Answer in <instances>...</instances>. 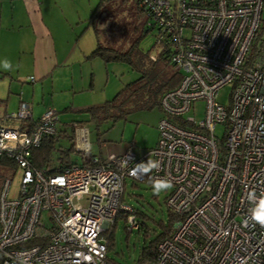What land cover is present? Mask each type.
<instances>
[{"label":"built area","instance_id":"1","mask_svg":"<svg viewBox=\"0 0 264 264\" xmlns=\"http://www.w3.org/2000/svg\"><path fill=\"white\" fill-rule=\"evenodd\" d=\"M139 3L181 72L160 97L163 114L148 152L161 162L151 175L174 185L165 203L177 218L144 264H264V227L251 221L248 199L264 193V39L250 53L264 0ZM226 84L228 103L221 104L215 98ZM198 100L205 111L196 122L184 115ZM31 117L24 100L0 117V155L20 173L15 196L8 195L12 178L0 184V264H113L107 231L119 212L131 211L123 202L125 180L148 179L130 174L141 159L127 149L93 157L90 165L35 167L31 149L57 131L59 119L50 107L34 122ZM217 123L224 125L222 137L214 132Z\"/></svg>","mask_w":264,"mask_h":264},{"label":"rangeland","instance_id":"2","mask_svg":"<svg viewBox=\"0 0 264 264\" xmlns=\"http://www.w3.org/2000/svg\"><path fill=\"white\" fill-rule=\"evenodd\" d=\"M40 2L44 24L53 33L56 45L60 49H64L71 43L73 44L75 38H78L76 36L82 30L83 32L85 30L81 35L82 39L87 37L91 39L93 37V29L91 26L86 25L84 19L91 15L96 6L100 5L102 9L106 10L105 21H96V26L100 29L99 33L101 36L104 34L110 36L112 43L119 44L125 49L131 40L136 37L132 26L128 27L127 23L135 21L139 31L144 30V33L138 39L139 49L154 56L160 51V46L156 43L157 29H147L151 21L148 20V25H145V13L137 9L134 0H125L123 2L121 0H107L104 5L100 4V0H40ZM118 3L123 4L118 5ZM18 36L16 30L14 32L6 31L4 33L5 43H0L2 49L10 52L13 49L15 50L12 44H14ZM18 55L20 54H17L16 57ZM61 72H63V68H58L53 78L54 82L60 79ZM138 76L139 73L125 62H122L121 68L116 73L119 86L122 82H130ZM31 77H20L9 81H5L3 77H0V93L1 90H6L7 86H9L6 103V108L9 111L6 112L17 109L20 96L33 108V116H39L41 102L46 103L45 101L48 102L52 98L55 105L49 104L46 107L49 106L57 112L59 119L57 130L69 132L71 129L70 123L73 120L87 118V114L80 111L81 108L86 104L88 106L104 101L103 98L96 96L97 93L91 96L90 92L85 93V91L83 93L77 92L76 94L69 92L63 96L62 92H60V87L53 91L49 82H44L43 80L31 81ZM99 77L97 78L99 80L98 86H101L105 78L104 73L102 72ZM230 90L231 86L229 84L222 86L217 92L216 101L221 104H227ZM37 96L39 98H35ZM59 96L64 98H59ZM42 98L43 101H41ZM61 99L66 102L65 105H60ZM193 106L194 110L188 111L184 116H191L196 122H199L204 118L205 103L203 100H198L194 102ZM3 110L0 104L1 115L4 112ZM162 114V110L157 105H154L150 109L134 110L125 119H118L115 122L110 120L102 122L98 126V130L101 132L99 141L96 140L97 132L91 122H83L80 127L76 128H86L88 148L85 149V154L94 155L96 158H105L111 154H121L125 150L130 149L135 153L136 157L141 159V162L149 158L150 153L148 152L156 143L158 136L157 123ZM214 132L218 137H221L224 133V125L217 123L214 126ZM57 143L64 148L69 146V141L65 136H59ZM145 153H147L146 158H144ZM70 158L77 163L81 161L80 155L74 152L70 153ZM19 183L20 173L17 170L9 184V196L16 195ZM168 193L169 191L156 196L152 194L149 181H132L130 178L125 180L123 202L138 212L136 214L137 220L143 221L148 229V235H143L142 228L137 231L133 229L134 227L131 229V227L127 226L125 229L124 219L119 217L112 235V248L107 250V256L116 264H138L137 261L142 247L162 232L161 224L167 225L169 223L170 211L165 203ZM128 214L127 217L129 216ZM125 220L128 224V218Z\"/></svg>","mask_w":264,"mask_h":264},{"label":"trees","instance_id":"3","mask_svg":"<svg viewBox=\"0 0 264 264\" xmlns=\"http://www.w3.org/2000/svg\"><path fill=\"white\" fill-rule=\"evenodd\" d=\"M107 0H100V4H106ZM122 2L125 0H121ZM137 9L144 12L140 6L139 0H134ZM103 3V4H102ZM123 3H118L122 5ZM145 13V12H144ZM134 18V16H133ZM106 10L102 9L100 5L96 6L91 15L86 20V25L92 27L95 37V48L86 56L92 58L99 56L103 60H116L125 62L131 65L133 70L139 73V76L125 84L110 98L105 100L101 104L91 105L81 109L80 111L87 114L86 119L73 120L70 123V131L57 130L54 134L45 135L40 144L37 147L31 149L30 159L35 167H39L48 171L60 170L65 166L74 164L70 158V153L74 152L80 155V163L90 165L94 155L85 154L86 152L77 150L74 144V129L77 125L81 126L83 122H91L94 124L96 130V140L99 141L100 131L98 126L105 121L115 122L118 119H125L126 116L134 110L150 109L154 105L159 108V100L164 92L176 86L180 80L181 72L175 68L174 64L170 60L171 49L166 40H159V32L156 34V43L160 46V51L157 55H149L142 52L138 47V39L144 33V30L139 31L137 24L134 22H128V27L132 26V30L136 33L134 40L128 44V47L123 49L119 44L112 43L110 36L104 34L100 35V29L96 26V21H105ZM149 16L145 13V25H148ZM147 27L151 30L154 24L151 22ZM157 29V28H156ZM264 39V10H262L261 21L256 32V36L253 39L250 47V53L254 55V52L258 50L261 40ZM0 104L6 105L5 99H0ZM32 122L35 121L31 117ZM31 121H25L24 124H30ZM22 124V126L24 125ZM59 136H65L69 141L68 147H62L57 143ZM223 136V135H222ZM221 136V137H222ZM223 139V138H222ZM221 139V140H222ZM16 171V164L13 159L6 155H0V182L5 177L14 175ZM144 181H149L145 179ZM170 211V210H169ZM131 214L137 224L135 228L139 231L143 229V235H148V229L144 225L143 221L137 220L136 214L138 213L131 207ZM128 212L122 211L118 213L115 222L110 226L107 231L108 243L107 250L112 248L113 244V231L119 217L124 219L125 229L128 224L126 223ZM177 216L170 211L169 223L162 225V232L151 239L145 246L142 247L137 263L144 264L146 261L154 259L156 255V247L158 243L165 237L170 236L173 230V223ZM109 258V257H108ZM109 260L116 264L112 259ZM2 261V254H0V263Z\"/></svg>","mask_w":264,"mask_h":264},{"label":"crops","instance_id":"4","mask_svg":"<svg viewBox=\"0 0 264 264\" xmlns=\"http://www.w3.org/2000/svg\"><path fill=\"white\" fill-rule=\"evenodd\" d=\"M40 3V0H0V43H5L4 33L6 31L14 32L16 30L19 35L12 44V47L15 48L12 52L4 51L0 46V58L7 57L14 65V70L11 71L0 69V77L9 81L32 76L31 81L49 82L53 91L60 87L63 96L69 92L76 94L85 91V93L90 92L91 96L97 93L96 96L103 98L104 101L110 99L123 84L127 83L122 82L120 86L117 83L116 73L121 68L122 62L112 59L105 61L99 56L87 58L86 56L95 48L96 37L94 34L91 39L90 37L82 39L81 35L85 30L76 36L78 38H75L73 44L60 49L56 45L53 33L44 24ZM86 20L87 18L84 19L85 22ZM17 54L20 55L16 57ZM58 68H63V72L60 73V79L54 82L53 78ZM102 72L105 76L104 82L98 86L97 78ZM8 90L9 86L6 90H1L0 93V99H5L6 103ZM59 98L64 97L59 96ZM19 100L24 99L19 96ZM33 100L35 99L33 98ZM45 102H41L39 113L49 107L46 105H55L52 98ZM65 103L61 99L60 105H65ZM86 105L83 108L97 104ZM1 106L4 109L3 114L9 111L6 105L1 104ZM2 115L0 114V117ZM37 117L33 116L32 108V118L36 119ZM76 127H80V125ZM76 127L74 129L75 148L85 152V149L88 148L86 128L77 129Z\"/></svg>","mask_w":264,"mask_h":264},{"label":"clouds","instance_id":"5","mask_svg":"<svg viewBox=\"0 0 264 264\" xmlns=\"http://www.w3.org/2000/svg\"><path fill=\"white\" fill-rule=\"evenodd\" d=\"M0 69L4 71L14 70V65L7 57L0 58ZM151 153L146 161L135 164L130 174L134 177H148L153 195L160 196L170 191L174 185L167 177H154L151 174L161 169V162L151 158ZM130 159V158H129ZM250 219L253 223L264 227V193L257 196L254 192L249 193Z\"/></svg>","mask_w":264,"mask_h":264}]
</instances>
